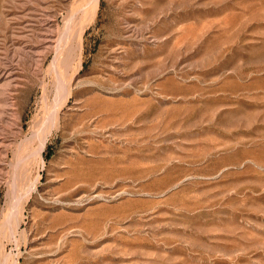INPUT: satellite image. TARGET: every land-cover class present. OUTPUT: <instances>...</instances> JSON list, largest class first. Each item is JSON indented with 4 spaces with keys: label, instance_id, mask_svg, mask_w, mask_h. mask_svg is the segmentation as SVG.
Segmentation results:
<instances>
[{
    "label": "rangeland",
    "instance_id": "1",
    "mask_svg": "<svg viewBox=\"0 0 264 264\" xmlns=\"http://www.w3.org/2000/svg\"><path fill=\"white\" fill-rule=\"evenodd\" d=\"M0 264H264V0H0Z\"/></svg>",
    "mask_w": 264,
    "mask_h": 264
},
{
    "label": "bare ground",
    "instance_id": "2",
    "mask_svg": "<svg viewBox=\"0 0 264 264\" xmlns=\"http://www.w3.org/2000/svg\"><path fill=\"white\" fill-rule=\"evenodd\" d=\"M90 12V11H89ZM66 94V93H65ZM60 113V112H59Z\"/></svg>",
    "mask_w": 264,
    "mask_h": 264
}]
</instances>
